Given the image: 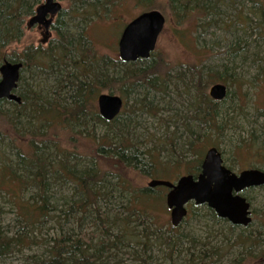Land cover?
<instances>
[{"label": "rangeland", "instance_id": "1", "mask_svg": "<svg viewBox=\"0 0 264 264\" xmlns=\"http://www.w3.org/2000/svg\"><path fill=\"white\" fill-rule=\"evenodd\" d=\"M57 1L61 4V10L53 16L52 24L61 15V18L73 28V34L83 29L96 53L112 58H119L117 42L124 26L144 10L133 0H123L122 3L113 5L108 18L91 20L83 25L79 23V17L73 18L71 12L74 6L78 7V3L71 5L68 0ZM205 1L213 7L206 17H201L198 21L189 18L180 25L172 20L167 0H154L153 6L160 7V12L166 20L157 38L154 55L157 54L156 59L158 57L161 59L160 74L168 71V75L163 90H150L146 94V99L152 102L150 112L142 110L138 101L143 94L135 89L126 98L121 95L120 85L113 87V93H109L108 89L100 92L118 95L125 102L120 111L119 121H123L128 127L130 134L128 144L137 155V167L127 166L113 156L96 154L97 144L94 142L93 134L95 132L96 137L102 138L107 129L103 125L94 124V127L92 125L88 128L89 131L83 133L55 127L45 136L56 140L61 149L77 152L85 164H88L92 157H96L93 161L106 173L101 186H104L103 191L108 193L104 200H98L101 216L106 215L110 220L114 217L126 218L129 215L128 211L134 209L135 199L131 196V192L134 191L139 201L135 207L137 210L141 208L147 210V218L142 220L139 213L135 215L130 213L129 219L133 221L130 226H134L138 233L144 232L145 229H160L164 236L171 239L177 237L173 249L155 242L146 250L131 244L118 246L117 249L104 253L102 264H185L190 252L194 250L197 257L204 245L213 247L217 253H214L206 264L260 263L261 259L258 256L264 251V185L245 190L243 195L250 203L252 221L246 227L237 226L232 230L228 221L215 219L206 206L196 207L193 203L187 204L188 213L182 222L172 227L170 211L165 203L168 189L164 186L151 189L147 187L148 181L153 178L173 182L181 175L187 174L186 162L192 159V152H195L194 149L187 151V141L197 138L191 127L195 131L199 128L200 132L205 134L201 142L210 139L211 143L205 151L209 147L217 148L224 165L230 167L232 171L238 173L246 168L264 170V154L254 153L247 148L251 140H254L255 145L264 146V18L259 23V17L252 10L258 5L254 6L252 0ZM44 2L45 0H42L36 8ZM238 15L247 20L237 19ZM31 16L25 20L21 39L12 42L7 51L18 53L28 43L35 46L40 44L43 48L53 45L55 32L52 24L46 34L42 25H28ZM197 23L201 26H197ZM181 30L183 33L180 36ZM189 64H197V69L203 76L210 77L208 93L210 86L217 82L223 83L230 92L228 98L224 99L221 109L223 116L226 114L231 118L232 124L228 128H222V136L217 135L218 132L206 130L202 125L195 128L198 125L191 117L194 115L193 110L189 108V103L194 100L195 95L194 87L191 86L195 75L188 69ZM224 69L227 77L233 75L236 78L234 84L232 81L223 82L218 79V72L221 73ZM21 79V85L24 83L32 87H45L53 82L52 77L35 68L25 70ZM3 106L6 107V104ZM105 139L108 143L110 138L107 136ZM163 142L166 146L165 143L161 145ZM185 142L183 151H180L182 155L178 158L172 151L173 146L179 147ZM177 160L181 162L177 170L170 168L164 170L159 164ZM151 161L155 166L149 172L142 170V166ZM49 181L48 201L53 208L30 232L25 227L19 229L22 223L17 217L19 211L15 208L14 202L16 200L25 202V199L30 198L32 191L27 190L15 200L12 196L0 192L3 227L11 234L18 231L25 234L26 244L29 243L22 253L13 254L0 264H25L24 256L45 253L52 239L68 233L76 238L85 237L91 248L97 247L104 252L100 243L105 238L101 234L98 221L91 217L94 213L89 215L87 212L79 211L72 214L77 221L69 217L70 204L79 199L75 181L56 177L50 178ZM145 187L149 190L139 193V189ZM127 203L133 206H130L129 210L126 209ZM112 232L119 233L117 228H113ZM239 236L242 238L245 236L244 241L248 237L253 239L258 237L259 240L255 246L248 247L242 245L243 239H239ZM191 239L196 242L194 249L189 248Z\"/></svg>", "mask_w": 264, "mask_h": 264}, {"label": "trees", "instance_id": "2", "mask_svg": "<svg viewBox=\"0 0 264 264\" xmlns=\"http://www.w3.org/2000/svg\"><path fill=\"white\" fill-rule=\"evenodd\" d=\"M41 1L0 0V64L4 60L22 63L15 89V93L20 97V102L16 103L6 99H2L0 102V192L12 196L15 200L27 190L32 191L30 198L25 199V202L18 200L14 202L15 208L19 211L17 217L21 219L22 223L19 229L25 227L30 232L35 224L41 218L48 216L49 211L53 208L48 201L49 179L53 177L72 179L76 183L79 199L70 204L68 209L71 215L69 217L77 221L75 215L72 214L79 211L87 212L89 215L94 213V216L91 217L98 221L105 240L100 243L101 249L104 250L102 252L100 248H91L85 237L79 238L78 236L76 238L68 233L52 239L45 253L24 256V263L102 264L105 252L109 253L111 250L117 249L118 246L130 244L146 250L155 242L168 249H173L177 237L171 239V237L164 236L160 229H145L144 232L139 231L138 233L134 226H130V223L133 222L129 219L130 213L134 215L139 213L142 220L147 218V210H142V208L137 210L135 207L139 201L137 193L134 191L131 192V196H134L135 199L133 200L134 209L128 211L129 215L126 218L114 217L110 220L106 215L101 216L98 200H104L108 193L103 191L104 186H101L106 173L101 171L93 161L96 157H92L91 161L89 160L88 164H85L77 152L61 149L56 140L45 137L55 127L65 128L69 132L83 133L89 131L88 128H91L92 125L94 127V124L103 125L107 129L102 138L101 136L96 137L95 132L93 134L94 142L97 144L96 154L113 156L127 166L137 167V155L128 144L130 135L128 127L123 121H119L121 112L111 121L103 119L96 108V96L105 89H108L109 93H113V87L120 85L121 95L126 98L135 89L143 94L138 101L142 110L150 112L152 102L146 99V94L150 90L161 91L164 89L168 71L165 74H160L161 59L158 56L156 59L157 54L154 55V52L147 59H137L133 62H124L119 58L97 54L83 29L73 34V28L61 18V15L51 26L55 32L53 45L43 48L40 44L35 46L33 43H28L18 53L7 51L12 42L21 39L25 20L34 13L36 6ZM68 1L71 5L79 4L78 7L74 6L71 12L73 18L79 17V23L86 25L91 20L108 18L113 5L122 3L123 0ZM133 1L141 5L143 11L150 9L160 11L159 6H153L154 0ZM252 1L254 6L258 5L252 10L259 17L260 23L264 18V0ZM167 6L172 20L175 24L180 25L187 22L189 18L198 21L213 10L212 5L206 3L205 0H167ZM260 18L262 19L260 20ZM237 19L247 20L241 15H238ZM196 25L201 26L198 23ZM182 33L183 30L179 32V35L181 36ZM30 68L46 73L47 76L53 78V82L45 87H32L24 83L21 85L22 73ZM188 69L195 75V80L191 83L195 90L194 100L189 103V108L194 113L191 117L198 125H196L197 127L194 125V127L197 129L202 125L206 130L218 132L217 135L222 136V128H228L232 124L231 118L226 114L223 116L221 109L230 92L227 91L225 100L212 99L207 91L211 83L210 77H204L202 72L197 69V64H189ZM225 70L221 73L218 72V79L223 82L232 81L234 84L236 78L233 75L227 77L224 73ZM176 76L179 77L178 74ZM4 104L6 107L3 106ZM124 104L125 102L123 106ZM191 128L194 130V134H197V138L187 141V151L194 149L195 152H192V159L186 162V171L188 174L196 175L199 172L205 149L211 141L208 139L201 142L205 134H202L199 128L196 131L193 127ZM189 133H192L191 130ZM107 136L110 138L108 143L105 139ZM185 144L186 142L179 147L173 146L174 150L172 149V151L178 158L181 157L182 152L180 151H183ZM248 145L247 148L254 153L264 154V146L255 145L254 140H251ZM128 152L132 154H128ZM180 163L178 160L176 162H159L160 167L164 170L169 168L177 170ZM154 166L155 163L151 161L144 164L142 170L149 172ZM229 169L231 168L229 167ZM147 189L146 187L141 188L139 193H145ZM127 205L126 209L128 210L130 206L133 207L131 203H127ZM206 208L208 207L206 206ZM208 210L211 211L215 219H221L213 210L210 208ZM2 214L3 210L0 206V263L13 254L22 253V250L29 246V243L26 244L25 234L19 233V231L11 234L3 227ZM66 214L68 215V213ZM222 220L227 222L225 219ZM235 227L237 225L229 223L231 230ZM113 228H117L119 233H113ZM239 239H243L242 245L248 247L255 246L259 240L258 237L255 239L248 237L244 241L245 236L243 238L239 236ZM190 243L189 248L194 249L195 240L191 239ZM214 253L216 252L213 247L204 245L197 257L192 250L185 264H206ZM260 254L258 256L261 259L259 264H264V251H261ZM237 263L235 262V264Z\"/></svg>", "mask_w": 264, "mask_h": 264}, {"label": "water", "instance_id": "3", "mask_svg": "<svg viewBox=\"0 0 264 264\" xmlns=\"http://www.w3.org/2000/svg\"><path fill=\"white\" fill-rule=\"evenodd\" d=\"M61 10L57 0H45L40 4L28 25H42L45 33L55 16ZM165 16L157 9L140 12L129 21L120 34L117 42L119 59L133 62L137 59H147L155 50L159 34L165 24ZM21 62L12 63L4 60L0 64V102L2 99L20 102L15 93L20 75ZM227 94L223 83H214L209 88V96L214 100H222ZM123 99L114 94L100 93L96 105L100 116L111 121L121 111ZM264 185V170L246 168L236 173L227 168L221 153L215 147H209L200 164L196 176L185 174L175 182L153 178L147 187L164 186L168 189L165 196L166 206L170 210L172 227L178 226L187 215L186 205H206L217 217L227 220L237 226L246 227L251 221L250 203L242 195L246 188Z\"/></svg>", "mask_w": 264, "mask_h": 264}, {"label": "flooded vegetation", "instance_id": "4", "mask_svg": "<svg viewBox=\"0 0 264 264\" xmlns=\"http://www.w3.org/2000/svg\"><path fill=\"white\" fill-rule=\"evenodd\" d=\"M198 173H199V172H198ZM198 173H197V174H198ZM197 174H196V175H197ZM192 175H193V174H192ZM196 175H193V176H196ZM175 181H176V180H175ZM175 181H173V182H175ZM247 189H249V188H246V189H244V190L242 191V195H243V193L245 192V190H247ZM243 196H244V195H243ZM189 203H191V202H189ZM187 204H188V203H187ZM186 206H187V205H186ZM211 210H212V209H211ZM187 213H188V212H187Z\"/></svg>", "mask_w": 264, "mask_h": 264}]
</instances>
